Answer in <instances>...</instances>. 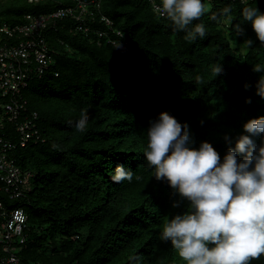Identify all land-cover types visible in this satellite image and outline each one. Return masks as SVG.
Returning <instances> with one entry per match:
<instances>
[{
	"label": "trees",
	"instance_id": "obj_1",
	"mask_svg": "<svg viewBox=\"0 0 264 264\" xmlns=\"http://www.w3.org/2000/svg\"><path fill=\"white\" fill-rule=\"evenodd\" d=\"M204 3L207 11L189 28L203 23L206 36L194 40L174 30L167 15L155 13L150 0H103L85 21L88 33L70 19L47 29L58 77L47 73L25 90L45 142L16 150L18 166L35 174L26 196L12 202L28 216L24 264H186L170 242L159 239L164 224L187 202L172 208L177 197L147 167L150 121L168 111L188 123L195 147L206 140L225 154L244 123L264 115V98L256 94L262 74L252 70L257 63L264 66V45L250 23L242 25V33L235 29L243 8L264 11V0ZM57 7L52 1L0 0L1 25ZM82 111L89 119L77 131ZM7 129L16 140L15 130ZM117 164L133 171L131 182L111 180ZM252 264H264V255Z\"/></svg>",
	"mask_w": 264,
	"mask_h": 264
},
{
	"label": "clouds",
	"instance_id": "obj_2",
	"mask_svg": "<svg viewBox=\"0 0 264 264\" xmlns=\"http://www.w3.org/2000/svg\"><path fill=\"white\" fill-rule=\"evenodd\" d=\"M157 10L167 15L174 30L186 32L185 39L206 36L203 23L189 28L207 11L204 0H160ZM223 13L229 15L231 9L225 7ZM241 15L236 31L242 33V25L250 23L264 45V11L248 6ZM246 44L252 47L254 41L249 38ZM252 70L262 74L256 94L264 98V66L257 63ZM214 71L221 73L222 64ZM88 119L87 112L82 111L74 128L85 130ZM224 139L229 145L233 143L228 134ZM194 145L188 123H181L168 111L150 121L144 150L147 167L155 180L166 183L177 197L172 208L187 202L184 211L164 224L159 239L170 242L186 264H252L253 259L264 255V115L244 123L234 147H228L225 154L223 147L216 150L206 140L198 147ZM133 177L130 168L117 164L111 180L131 182Z\"/></svg>",
	"mask_w": 264,
	"mask_h": 264
},
{
	"label": "built area",
	"instance_id": "obj_3",
	"mask_svg": "<svg viewBox=\"0 0 264 264\" xmlns=\"http://www.w3.org/2000/svg\"><path fill=\"white\" fill-rule=\"evenodd\" d=\"M45 1L57 2L58 7L47 14H27L22 23L0 26V195L4 198H0V264H24L20 254L27 239L28 216L22 208L13 207L12 202L26 196L35 174L18 166L16 150L31 142H45L37 128L39 116L28 111L24 94L31 80L55 73L56 61L46 31L57 21L70 19L78 31L90 32L85 21L94 18L103 0H70L69 5H62V0H27ZM150 2L155 13L166 15L157 10L160 0ZM101 20L112 28L110 20ZM1 37L5 40L1 41ZM8 127L15 130L16 140L6 132Z\"/></svg>",
	"mask_w": 264,
	"mask_h": 264
},
{
	"label": "rangeland",
	"instance_id": "obj_4",
	"mask_svg": "<svg viewBox=\"0 0 264 264\" xmlns=\"http://www.w3.org/2000/svg\"><path fill=\"white\" fill-rule=\"evenodd\" d=\"M4 20H2V18L0 17V26H1V24H2V22H3ZM31 82V81H30ZM30 84V83H29ZM28 89V88H27ZM26 89V90H27ZM25 96H26V91H25Z\"/></svg>",
	"mask_w": 264,
	"mask_h": 264
}]
</instances>
